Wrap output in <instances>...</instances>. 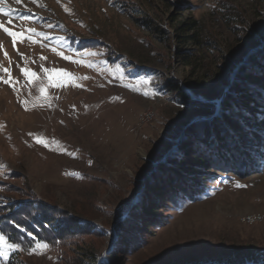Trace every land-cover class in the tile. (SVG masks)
<instances>
[{"label":"rangeland","instance_id":"rangeland-1","mask_svg":"<svg viewBox=\"0 0 264 264\" xmlns=\"http://www.w3.org/2000/svg\"><path fill=\"white\" fill-rule=\"evenodd\" d=\"M8 3L10 30L34 28L48 39L25 38L13 49L0 31V67H10L17 82H0V204L44 203L88 229L54 248L32 251L44 244L38 242L26 253L11 251L0 264H230L234 257L264 264V223L241 222L264 215V154L253 152L257 171L246 178L206 167L203 191L194 198L178 192L158 219L133 213L167 176L157 165L164 148L184 134L183 149L188 130L208 114L181 99L212 105L214 120L230 113L223 106L228 96L250 87L264 95L257 61L264 54V0ZM42 67L72 79L46 88V99L37 101L47 84ZM20 68L37 73L31 84ZM148 109L155 112L151 123L140 124ZM250 128L264 134V124ZM183 154L173 166L192 168L196 158Z\"/></svg>","mask_w":264,"mask_h":264},{"label":"trees","instance_id":"trees-1","mask_svg":"<svg viewBox=\"0 0 264 264\" xmlns=\"http://www.w3.org/2000/svg\"><path fill=\"white\" fill-rule=\"evenodd\" d=\"M139 12L136 11V14L142 15ZM257 61L261 67L258 72L264 76L263 53L258 55ZM242 89L243 85L233 88L236 92ZM245 91L239 98L229 94L223 106L224 110L230 113L221 112L214 120L208 119L214 113L212 105L181 99L185 106L200 108L208 114L203 116L195 127L196 132L198 128V135L194 133V129L188 130L186 135L189 139L187 145L182 144L185 146L183 149L178 143L183 140L184 134L182 137H175L174 143L164 148L157 165H161L158 167L160 174L166 173L167 176L164 180L160 179L158 184H154L150 189L152 198H146L142 205L139 203L133 213H144L148 219H158L157 212L165 204L176 203L175 196L178 192L182 191L186 196L194 198L203 191L204 184L208 182L207 178H210L209 175H204L208 167L213 171L233 173L240 178H246L257 171L253 165L255 161L250 158L255 154L253 152L264 154V134L252 130L250 125L264 124V116L260 113L264 108V95L252 87ZM256 106V109H250ZM234 114L248 118V123L237 120L233 117ZM184 151L196 158L194 166L190 168L183 164L174 167L175 160L184 158ZM254 159L257 160V156ZM189 179L192 180L191 185L187 184ZM64 219L70 220V223H65ZM145 223V226L150 224L147 220ZM81 229L86 230L88 227L44 203L26 201L12 205L0 204V235L4 236L8 243L16 244L19 252H28L38 242L54 248L56 243L61 242L70 233L74 234ZM227 263L245 264L244 260L238 257Z\"/></svg>","mask_w":264,"mask_h":264},{"label":"snow or ice","instance_id":"snow-or-ice-1","mask_svg":"<svg viewBox=\"0 0 264 264\" xmlns=\"http://www.w3.org/2000/svg\"><path fill=\"white\" fill-rule=\"evenodd\" d=\"M59 3V0H57ZM12 3L14 4H20L21 0H12ZM31 3L37 5L38 7H41L40 0H31ZM13 11L14 9L9 5L8 0H0V16L6 17L7 19L4 21H0V31H2L4 34H6L8 37L11 38V43L13 46V49H15L17 41L23 42L25 38H27L30 42L36 43L37 40H47L48 36L44 32H37L34 28L25 29L23 31L17 32L14 30H10L9 27L6 26V24H11L13 20ZM65 11L67 12L68 9L65 8ZM29 17H23V20L27 21L29 20ZM51 27V25H49ZM45 46V45H42ZM0 50H2V45H0ZM52 51L56 52V55L63 56L62 52L56 51L55 48L52 49ZM88 55H93V53H88ZM4 56L7 59L8 54L7 52H4ZM23 58V57H22ZM44 57H41V60H43ZM63 59L69 60L70 57L63 56ZM76 63H79L81 61H73ZM9 64L11 65V61L9 60ZM89 67H92L93 65H87ZM19 67V65H17ZM42 71L45 73V77L47 79V84L42 85L38 88L39 96L36 97L37 101H40L42 99H46V88L48 87H59L62 84H64L67 80L72 79L71 75L64 71H56L52 70L49 71L48 69H43ZM20 72L23 74L25 79L29 84L32 83V81L37 77V73L32 72L31 70H28L27 68H20ZM0 73L7 74V79H5L4 75H0V82L3 84L8 85L9 87H12L17 82L12 78L10 67L9 68H3L0 67ZM13 91H17L15 87H13ZM147 95V93H145ZM25 106V110H27V101L21 102ZM37 143L44 144L47 147V143L42 139H37ZM3 165H0V168H3ZM237 187H241V185H237ZM40 248H47L46 244H37L36 248L32 249V251H36V249ZM18 250V246L16 244L8 243L7 240H5L4 236H0V258H3L4 260L8 259V254L11 251Z\"/></svg>","mask_w":264,"mask_h":264},{"label":"bare ground","instance_id":"bare-ground-1","mask_svg":"<svg viewBox=\"0 0 264 264\" xmlns=\"http://www.w3.org/2000/svg\"><path fill=\"white\" fill-rule=\"evenodd\" d=\"M154 110H146L145 112H143L140 116V124H145V123H149L153 117H154ZM139 122V121H138ZM151 123V122H150ZM139 124V125H140ZM143 126V125H142ZM242 223H246V224H256V223H264V215H260V214H249L245 217H243L241 219Z\"/></svg>","mask_w":264,"mask_h":264}]
</instances>
